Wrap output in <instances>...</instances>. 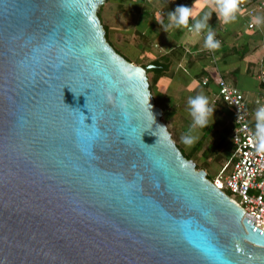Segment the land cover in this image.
<instances>
[{"label": "water", "instance_id": "95a60500", "mask_svg": "<svg viewBox=\"0 0 264 264\" xmlns=\"http://www.w3.org/2000/svg\"><path fill=\"white\" fill-rule=\"evenodd\" d=\"M105 1L0 0V264H264L160 120L153 67L106 41Z\"/></svg>", "mask_w": 264, "mask_h": 264}, {"label": "rangeland", "instance_id": "374dc122", "mask_svg": "<svg viewBox=\"0 0 264 264\" xmlns=\"http://www.w3.org/2000/svg\"><path fill=\"white\" fill-rule=\"evenodd\" d=\"M106 0L105 3L99 8L97 15L100 24L104 26L106 41L111 47L117 51L122 57L127 58L130 63L135 65H147L153 59L160 57L165 53V49L169 50H186L189 53L192 50L202 48V51L208 55L207 67L216 66L217 55L211 57L204 48V37L202 36L203 43L200 41V36L193 38L188 29H168L165 26L168 24V14L177 3L178 6L186 7H200L197 9L192 8L196 14V19H199L200 14L209 13L211 17L216 16L214 8L209 6L205 0H187L179 2L177 0ZM257 15L254 17H261L264 21V11H256ZM159 20V22H157ZM217 20V16L215 17ZM194 22V19L191 20ZM264 23V22H262ZM101 25V26H102ZM191 25V24H190ZM189 27H192L190 26ZM262 33L264 34V24H262ZM248 30L243 32V35L248 34ZM147 37V46L140 49L143 44L138 42L141 37L140 34ZM264 36V35H263ZM199 40V42H197ZM138 42V43H137ZM264 47V39H263ZM214 52V51H213ZM213 58V59H212ZM150 66V65H148ZM260 66V64L258 65ZM174 69V70H173ZM257 66H255V70ZM173 70V73H171ZM168 77L162 76L155 83L152 82V74L148 75L151 84V96L154 104L161 109L160 120L166 126L174 144L184 154H190V159L196 169L204 170L206 176L212 178L220 170V168L228 162L231 156V135L233 124L230 120V108L220 103V105L212 104L214 96L208 97L207 91H202L200 95H204L209 100V105L214 109L212 117L209 118L208 125L204 128H196L190 130L193 123L192 117L189 114L188 100L191 91H183L176 88L182 82L190 84H200L198 78L193 81L186 79L182 74V70L174 68L173 65L169 66ZM258 71V70H256ZM170 77L172 78L170 82ZM212 78V77H211ZM149 84V85H150ZM191 89L194 88V86ZM182 86V85H180ZM243 92V91H242ZM250 94V93H249ZM248 95V93L246 94ZM252 95V94H250ZM197 96V95H196ZM255 97H257L255 95ZM256 109L252 107L249 113V122H256L255 120ZM206 132L204 139L200 146L196 147L197 141L201 138L203 133ZM185 134H190L196 139L191 145H186L182 142V137ZM212 147V150L210 148ZM197 148V149H196ZM231 165H228L227 171Z\"/></svg>", "mask_w": 264, "mask_h": 264}, {"label": "built area", "instance_id": "2783aa9c", "mask_svg": "<svg viewBox=\"0 0 264 264\" xmlns=\"http://www.w3.org/2000/svg\"><path fill=\"white\" fill-rule=\"evenodd\" d=\"M261 10L264 11V0H247L241 6L242 17L247 19L244 22L245 28L254 27V15ZM206 51L212 57L213 51ZM209 79L216 86L213 101L218 100L230 108L233 128L230 139L231 156L216 175L208 180L244 211L240 222L244 218L253 223L252 227L264 233V152L257 149L254 140L255 126L248 121L249 111L242 93L235 86L227 84L217 73L212 78L202 77L201 85L206 86ZM254 104L256 110L264 105V85L254 99ZM228 165L231 166L227 171Z\"/></svg>", "mask_w": 264, "mask_h": 264}, {"label": "crops", "instance_id": "0c3cea01", "mask_svg": "<svg viewBox=\"0 0 264 264\" xmlns=\"http://www.w3.org/2000/svg\"><path fill=\"white\" fill-rule=\"evenodd\" d=\"M177 1L180 4V2H185L187 0ZM153 2L154 0L151 1V3ZM201 4H199L200 7H192L195 9L196 13L198 11L197 9L200 10L198 11L199 13L202 11ZM209 6L213 8L210 3ZM177 7L178 5L176 3L173 8L176 9ZM174 11L175 10L173 9L171 10V12ZM204 15L205 13L200 14L201 17ZM256 15L257 12L254 17ZM216 16H210L208 21L209 26L215 32V38L220 41L221 44L219 50L212 52V57L217 55L216 66L214 65V67H212L208 65L207 67V55L202 51V48L192 50L189 53H187L186 50L173 51L165 49L166 51L164 54H170L171 51H173L172 65L174 68L181 69L185 78L191 81H193L194 78L201 80L202 77H212L214 73H217L227 84L235 86L242 93L246 108L250 113L252 107L254 110L256 109L254 104V99L256 98L255 95L257 96V94H259L264 85V34L262 33L261 27L264 23H261L260 25L255 23L252 29H248L251 31H248L247 35H243V32L247 31V28H245L244 25V22H246L247 19L242 17L241 11L237 15V19L228 25L222 24L219 19L215 20ZM254 19L255 18H253V22ZM191 20L192 18L189 19V25L191 24L190 26H193L194 22ZM175 29L183 30L184 28ZM202 36H205V33L200 34V41L203 43ZM197 42H199V40H197ZM259 64L260 66H258ZM255 66H257L256 70L258 71L255 70ZM173 70L171 73H173ZM163 76H165V74ZM169 76L170 75H166L168 78ZM171 80L172 78L170 77V82ZM189 82H182L179 86H176V88L178 87L183 91H193L195 95H200L202 91H207L208 97L215 95L216 86L212 79H209V83L206 87H200L197 84H190ZM193 85L195 86L191 89ZM247 93L248 95H246ZM250 123L252 126L256 125V122Z\"/></svg>", "mask_w": 264, "mask_h": 264}, {"label": "clouds", "instance_id": "9594fccd", "mask_svg": "<svg viewBox=\"0 0 264 264\" xmlns=\"http://www.w3.org/2000/svg\"><path fill=\"white\" fill-rule=\"evenodd\" d=\"M215 11L217 12V19L222 24L228 25L237 19V15L241 11V6L246 3V0H207ZM195 15L191 7L178 6L174 12L168 14V24L165 26V30L175 28H186L192 34L193 38L199 37L201 33H205L204 48L209 51H217L220 49L221 44L215 38V32L209 26L210 14L206 13L199 19L195 18ZM194 19V24L189 27V19ZM159 22V20H157ZM254 22L260 25L262 19L256 17ZM189 114L192 117L193 123L190 126V130L196 128H204L208 125L209 118L212 117L213 108L209 105V100L204 95H197L190 97L188 100ZM122 106V105H121ZM255 136L254 140L257 149L264 152V105L257 108L255 112ZM164 129L165 127H159ZM195 137L190 134H185L182 137V142L186 145H191L195 141Z\"/></svg>", "mask_w": 264, "mask_h": 264}, {"label": "trees", "instance_id": "16d2710c", "mask_svg": "<svg viewBox=\"0 0 264 264\" xmlns=\"http://www.w3.org/2000/svg\"><path fill=\"white\" fill-rule=\"evenodd\" d=\"M247 1V0H246ZM248 1H250V2H255V1H257V0H248ZM97 17H98V15H97ZM101 25H102V23H101ZM102 27H103V29H104V26L102 25ZM141 35V37H139L140 38V40L138 41V42H140L141 44H143L142 45V47L140 48V49H143L144 50V48L147 46V37L144 35V34H140ZM203 37H205V36H203ZM137 42V43H138ZM207 55V54H206ZM208 56V55H207ZM172 58H173V51H171V53L169 54V53H167V54H162L160 57H158V58H156V59H153V60H151L150 62H148V64L147 65H145V64H141V65H139L140 67H142V68H144V67H146V66H148V65H150V66H152L153 68L150 70V71H147L146 72V78H147V81L149 82V79L150 78H148V75L149 74H152V75H154L153 76V80H152V82H156L159 78H161L164 74H165V77H166V75H168L170 72H168L167 70H168V68H169V66H171L172 65ZM128 62H129V60L127 59V58H125ZM150 84V83H149ZM148 84V89H149V92L151 93V84L149 85ZM197 85H199L200 87H206V86H202L201 85V83L200 84H197ZM215 94H216V92H215ZM187 96H190V97H195L196 95L194 94V92L192 91L191 92V95H187ZM220 103L221 104H223L222 102H220V101H218V100H215V101H213L212 102V104H216V105H220ZM224 105V104H223ZM205 135H206V132L205 133H203V135L201 136V138L197 141V143H196V147H198V146H200L201 145V143H202V140L204 139V137H205ZM178 148V147H177ZM197 149V148H196ZM210 150H212V147L210 148ZM179 151H180V153L182 154V156L185 158V159H187V160H189L190 159V154H184L180 149H179ZM195 169H196V167H195ZM206 178L207 179H209L207 176H206Z\"/></svg>", "mask_w": 264, "mask_h": 264}]
</instances>
